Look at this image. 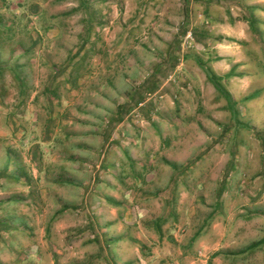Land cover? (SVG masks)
Instances as JSON below:
<instances>
[{"label":"rangeland","instance_id":"374dc122","mask_svg":"<svg viewBox=\"0 0 264 264\" xmlns=\"http://www.w3.org/2000/svg\"><path fill=\"white\" fill-rule=\"evenodd\" d=\"M205 2L0 0V264H264V26Z\"/></svg>","mask_w":264,"mask_h":264},{"label":"crops","instance_id":"0c3cea01","mask_svg":"<svg viewBox=\"0 0 264 264\" xmlns=\"http://www.w3.org/2000/svg\"><path fill=\"white\" fill-rule=\"evenodd\" d=\"M214 1L217 2V0H214ZM245 2L247 3L248 6H253V12L255 13L256 17L261 20V23L259 24V26H264V0H245ZM205 3H206V5L210 4L209 0H206ZM245 20L247 21V19H245ZM195 33L197 34V30L195 31ZM197 40H198V38H197ZM257 66H259V63ZM10 163H11V159L6 163V166L3 170V172L2 173L0 172V176L6 175V172H7L6 169Z\"/></svg>","mask_w":264,"mask_h":264},{"label":"trees","instance_id":"16d2710c","mask_svg":"<svg viewBox=\"0 0 264 264\" xmlns=\"http://www.w3.org/2000/svg\"><path fill=\"white\" fill-rule=\"evenodd\" d=\"M34 7H35V6H34ZM36 13H37V12H36ZM7 26L11 27L10 25H7ZM7 26H6V27H7ZM6 27H3V28L6 29ZM9 27H7V28H9ZM38 38H39V37H38ZM224 93H225V95H229L227 92H224ZM21 99H22V98H21ZM12 117H13V116H12ZM122 118H123V117L119 118V121H120ZM10 159H12V158L9 157L8 160H10ZM166 163H167L168 165H170V166L175 167L173 163H171V162H169V161H167V160H166ZM1 228H2L3 230H8V229L10 228V226H9L8 224H2V225H1Z\"/></svg>","mask_w":264,"mask_h":264}]
</instances>
